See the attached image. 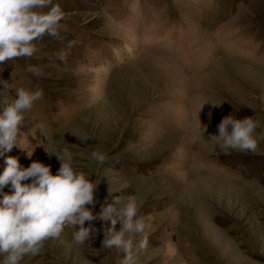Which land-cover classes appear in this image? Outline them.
Segmentation results:
<instances>
[{"label": "rangeland", "instance_id": "obj_1", "mask_svg": "<svg viewBox=\"0 0 264 264\" xmlns=\"http://www.w3.org/2000/svg\"><path fill=\"white\" fill-rule=\"evenodd\" d=\"M52 4L63 13L58 36L35 41L31 57L0 63V108L18 88L43 92L18 137L31 158L14 146L0 156V174L14 156L55 175L61 161L45 145L67 147L74 169L99 183L95 208L87 205L94 213L111 202L109 189L120 207L135 198L148 238L136 264H264V0ZM229 115L258 123L255 153L221 150L214 135ZM37 123L47 137H31ZM13 191L9 183L0 195ZM91 223L97 232L83 244L67 226L20 264H118L123 250L103 248L104 222Z\"/></svg>", "mask_w": 264, "mask_h": 264}, {"label": "clouds", "instance_id": "obj_2", "mask_svg": "<svg viewBox=\"0 0 264 264\" xmlns=\"http://www.w3.org/2000/svg\"><path fill=\"white\" fill-rule=\"evenodd\" d=\"M45 8L49 10L41 11ZM62 19L60 6L53 5L52 0H0V63L31 57L36 51L35 41L45 34L58 36ZM68 54L61 51L56 57L65 61ZM27 71L40 75L39 69L32 65ZM4 83L6 90L9 85L6 81ZM15 93L16 98L0 108V156L19 146L21 150H27L31 158L34 150L22 146L18 137L25 126V113L42 98L43 92L18 88ZM257 127L253 117L236 119L229 115L219 123L218 135L214 136L221 141L220 148L224 154H228V149L255 153L258 138L254 132ZM37 130L47 137L43 125L37 123L28 130L33 139H38ZM78 137L86 141V138ZM38 142L44 143L43 140ZM45 148L61 161L55 175L50 165L39 161H33L27 168L21 166L18 157L8 156L4 161L6 167L0 174V190L10 183L14 191L0 195V254L4 256L3 264H20L25 256L39 254L44 243L59 238L67 226L77 229L73 240L77 245L83 244L97 232L91 223L94 220L104 222L103 248L123 250L124 258L118 264H136L138 256L147 248L148 238L143 235L146 225L143 218L137 216L135 198L129 197L127 204L120 207L121 197L113 196L109 189L111 202L106 199L101 211L94 213L87 205L95 208L99 183L74 169L73 154L67 147L62 152H51L47 145ZM91 157L101 164L106 161L105 155L97 151H93ZM28 180L31 182L22 183ZM86 221L89 222L87 227ZM109 221L111 227H108ZM118 221L122 225L119 231L116 230ZM138 234L141 238L136 240Z\"/></svg>", "mask_w": 264, "mask_h": 264}, {"label": "bare ground", "instance_id": "obj_3", "mask_svg": "<svg viewBox=\"0 0 264 264\" xmlns=\"http://www.w3.org/2000/svg\"><path fill=\"white\" fill-rule=\"evenodd\" d=\"M167 61H170V60H168V59H166Z\"/></svg>", "mask_w": 264, "mask_h": 264}]
</instances>
